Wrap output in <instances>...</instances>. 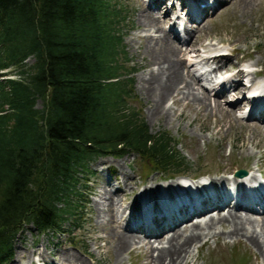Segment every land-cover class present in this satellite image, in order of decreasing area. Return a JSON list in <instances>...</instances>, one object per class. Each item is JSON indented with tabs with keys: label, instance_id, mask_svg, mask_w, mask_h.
I'll return each instance as SVG.
<instances>
[{
	"label": "trees",
	"instance_id": "trees-1",
	"mask_svg": "<svg viewBox=\"0 0 264 264\" xmlns=\"http://www.w3.org/2000/svg\"><path fill=\"white\" fill-rule=\"evenodd\" d=\"M115 2L0 0V264L25 226L74 237L99 157L132 154L147 172L184 173L177 142L150 133L130 105L128 12Z\"/></svg>",
	"mask_w": 264,
	"mask_h": 264
},
{
	"label": "rangeland",
	"instance_id": "rangeland-1",
	"mask_svg": "<svg viewBox=\"0 0 264 264\" xmlns=\"http://www.w3.org/2000/svg\"><path fill=\"white\" fill-rule=\"evenodd\" d=\"M148 1L116 0L115 2V4L121 6L122 9H126L128 12L127 21L123 27L124 29H122V33L124 34L123 42L126 46L127 58L131 62V65H129L133 66L136 70L132 75L134 79L135 99L130 100V105L141 111V115L148 125L150 133L166 132L173 139H177L176 148L185 158V166L183 167L185 176L169 179L161 174L147 172L145 163L132 154H128L122 158H113L111 156L99 157L91 164V170L95 175L89 183L91 189L90 201L80 221L82 223L81 227L74 231V237L59 236V238L53 239L44 235L39 236L34 231L33 226H26L14 241L12 257L5 264H69L64 255L76 256L72 264H151L148 258L150 253L142 248L137 249V247H133L134 249L132 248V250L122 253L119 258L113 253L115 234L112 231L114 229L117 231L123 230L118 227L117 220L120 218L123 208L135 199L137 194L142 192L146 187L149 188V192L154 191L156 187H152L151 184H157L156 186H158L160 183H164V180H171L169 182L174 183L173 186L177 187L179 183H186L190 178L194 179L204 175L207 178H226L231 177L239 170L246 171L247 174H253L259 180V173L257 172L258 169L255 163L259 161L257 160L259 152H264V141L262 140L264 133L260 130H257L258 133L254 130L249 131L242 127L244 122L255 123L253 120L248 122L246 118L249 112L248 108L244 107L242 109L248 102L245 98L248 96L246 91L243 94H234V97H229L231 100L228 102L224 96L219 97L224 100L218 99L222 108L225 109L232 107L229 106V103H233L237 99L240 102H246L243 103L240 109L242 111H237L236 117L233 116V118H231L232 116L223 115L224 113H210L205 116L202 114V117L195 110V106L185 109L183 116L179 117L180 111L177 110V107L172 104L170 99L165 102L164 106H168L167 108L171 107L172 111L176 110L174 115L168 113L164 118L157 119L150 116L148 103L146 102L147 97L141 92L139 84L140 80L146 76V66L149 61L145 53L146 44L141 39L146 31L142 28L139 14L141 9H148ZM239 1L230 0L227 3L222 2L215 9L207 11L199 22L195 24L189 22L188 29H191L193 32L196 29H199V31L193 38H189L190 40L188 39L183 46L175 39H170L175 45L179 43L182 48H187V53L185 55L181 54L182 57L180 56L181 59H184V62L181 64L184 75L190 72L188 71L190 65H187L189 61H186V59L193 58L194 53L198 54L200 50L202 57L198 58L196 60L197 65L191 68V71L196 74V70L202 67V58L207 56V54L203 53V46H207L204 49L211 48L209 52L214 47H217L225 49L226 55L231 54L235 50V54L232 52V55L228 59L231 63L240 64L239 67L241 69L245 70L248 65H254L258 71L262 70L263 77L260 80L258 79V81H262L264 84V0H248L250 1L248 2V7H244V3ZM169 2L170 0H166L168 5L171 4ZM175 6L172 9L180 17L186 15L187 8H184L180 1H176ZM166 25L164 24V27ZM182 32L187 38L183 29ZM218 43L221 45L218 46ZM241 60L242 62H240ZM33 63V59H29L26 64L30 66ZM213 66V64H209L206 68L209 69ZM152 68L154 67L150 69ZM190 74L192 73L190 72ZM251 78L252 74L246 76V78H242L243 84H247V80L245 79ZM200 88L201 83L194 85L193 91L201 93ZM205 93L207 94V92ZM213 95V93H210V102L217 99ZM41 105V102L37 101L36 108L40 109ZM241 114L244 115V118H241ZM198 120L202 121L201 123L199 122L200 124L209 126V128L204 129L193 122ZM222 142H224V147H221ZM256 145L259 147H256ZM259 162L261 163L259 165L261 166L260 169L264 172V157ZM226 168L231 170L225 173L224 169ZM122 173L126 175L127 179L123 178ZM102 190H116L114 202H120L119 204H121V207H117V205L115 207L117 217L113 218V220L110 219L109 222L106 220L107 217L101 213L100 205L102 201L99 200L98 195H100L99 193ZM116 195L117 197H115ZM240 212L244 215L246 214L243 211ZM248 216L251 219L260 221L262 215L257 217V215L248 214ZM111 221L112 223H110ZM223 242L227 243L224 249H222L224 246ZM153 244L154 246L158 244L161 247L165 242L160 239L157 243H151L152 246ZM198 246V249L193 250L187 264H264V255L260 256V254L255 253L243 241L237 243L218 236V239L207 238L206 243L200 242ZM160 247H154L151 249V252ZM155 254H151V257H155ZM20 256L22 257L18 262L14 263V259H18Z\"/></svg>",
	"mask_w": 264,
	"mask_h": 264
},
{
	"label": "bare ground",
	"instance_id": "bare-ground-1",
	"mask_svg": "<svg viewBox=\"0 0 264 264\" xmlns=\"http://www.w3.org/2000/svg\"><path fill=\"white\" fill-rule=\"evenodd\" d=\"M229 1L230 0H211V3H208L207 0H182L188 9V19H191V21L195 23L199 22L198 20L202 19L201 17L207 13V11L209 12L210 9H215V7L220 5V3H227ZM239 2L244 3V7H246L250 1L240 0ZM147 7L149 10L147 8L141 9L139 16L142 21V28L146 31V33L144 32L145 34L142 35L141 39L143 40V43L146 44L145 53L149 61L146 66V76L140 80L139 84L141 92L147 97L146 102L148 103L150 116L157 119L164 118L168 113L174 115L176 110L172 111L170 109L171 107L167 108L168 106H164L165 102L170 99L172 104L180 111V114L177 113L179 117H182L183 111L185 109H190V106H195V110H197V113L201 116L202 114L205 116L210 113H224L223 115L225 116H232L231 118H233V116L236 117L237 111L241 109L243 103H246L245 101L240 102L237 99L229 105L232 107L228 109L222 108L220 102L218 101L220 96H224L226 99L229 97L231 98L234 97V94H243V92L247 89L246 85L243 84L241 80L250 74H246L245 76L244 70L239 67L240 64L231 63L228 59V57L232 55V52L235 54L236 51L233 50L231 54L226 55L225 49L214 47L211 52H222L221 55L223 56H210L209 58H202L203 62L205 61L215 65L213 69L209 70L210 72H208V74L224 72L227 77L225 81L229 84V88H225L223 85L219 87L214 94L217 99H214L212 104L209 96L205 93L209 90L203 88L205 92L202 91L201 93L199 91H193V86L197 85L196 81H200V79L198 77L195 79L193 74H190V72L186 75L183 74L181 64L184 62V59H181V54L185 55L186 50H183L178 45H175L174 42L170 41L172 31L171 29H165L164 27V24L170 20L169 16L166 17V14L169 13L170 9H172L173 4L171 3L170 6H167L165 0H149ZM171 14L174 15V13ZM185 26L186 24H184V27ZM198 31L199 29H196L194 32L187 30L186 33H188L189 38H193ZM220 45L221 44L218 43V46ZM205 50L206 51L204 53H209L211 48H205ZM196 56L200 57L198 54H196ZM240 62H242V60ZM193 65L194 63H191L190 67ZM151 67L154 68L150 69ZM238 85H240V87H238ZM259 89L262 96L257 98V101L250 100L252 107L251 112L248 115V118L255 121V123H243L242 127L249 131L254 130L257 132V130H260L264 133V85ZM193 122L204 129L209 128V126H203L200 124L202 121L200 122L198 120ZM262 140L264 141V138ZM221 147H224V142L221 143ZM256 147L259 146L256 145ZM263 157L264 152H259L257 160H263ZM259 161L255 163V166L258 171L262 172L260 169L261 166H259L261 163ZM230 170L231 169L229 168L224 169L225 173H228ZM213 173L215 174V172ZM262 174L264 177V172H262ZM122 176L124 179H127L125 174L122 173ZM247 181L257 183L256 187L250 189L247 194L243 193L242 188L239 187L240 181L231 177L209 178V182L211 184L210 187L206 189H198L193 192L178 188L181 193H176L175 195H169V192L165 193L163 192L164 190H159L161 188L175 187L172 182L164 186L151 184L152 187H156L154 189V193H157L160 197L159 202L150 200L152 194H150L149 188L146 187L135 199L123 208L121 216L124 212H127L128 215H132V213H134L137 209L136 207H138L141 203H144V207L146 209H149V205L153 208L166 206V209L164 211H160L158 217L154 221H150L151 225L148 227H137L136 221H133L130 224V226H134V231L142 233L141 235L130 231V229H127L129 231H117L114 229V231H112L115 234V242L113 246L114 255L119 258L122 253L132 250L133 247H137V249L142 248L143 250L145 249L146 252L150 253L148 258L150 259L151 264H187L193 252L191 247L198 249V247H200L198 246L200 242L206 243L207 238L218 239L219 236L224 237V239H229L232 242L239 243L240 241H243L251 247L255 253L263 256L264 190L260 188L256 189L260 183L253 174L249 175ZM230 182L234 185V193H237V203H234V205H231L233 200H229L232 194L229 186ZM99 194L98 198L102 201L100 205L101 213L107 217L106 220L109 222L110 219L113 220V218L117 217L115 207L116 205L117 207H121V204H119L120 202H116L117 204L114 202L116 190H102ZM115 197H117V195ZM225 207L228 209L227 214L221 215V211ZM240 211H243L246 214L244 215ZM213 213H215V215H213ZM252 213H261V220L258 221L251 219L248 214ZM141 216L142 214H138L136 217L140 218ZM205 216L209 217L205 218ZM193 217H201L205 219L195 222V224H192L188 229L180 230L181 224L189 219L190 222H192ZM140 221L141 223H146L147 219L140 218ZM110 223H112V221ZM186 224L187 223L184 225ZM151 238H154L155 241H160V239H162L165 242V244L159 249L156 248L152 251L156 253L153 258L151 257V249H153V247L149 241ZM223 244L224 246L222 249L225 248L227 243L223 242ZM21 257L22 256L18 259H14V263H17ZM64 257L69 264H72L73 260L76 259V256L74 255H64Z\"/></svg>",
	"mask_w": 264,
	"mask_h": 264
}]
</instances>
